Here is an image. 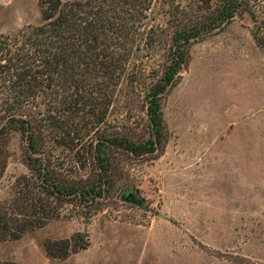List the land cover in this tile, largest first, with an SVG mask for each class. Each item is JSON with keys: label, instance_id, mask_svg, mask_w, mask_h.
I'll use <instances>...</instances> for the list:
<instances>
[{"label": "rangeland", "instance_id": "obj_1", "mask_svg": "<svg viewBox=\"0 0 264 264\" xmlns=\"http://www.w3.org/2000/svg\"><path fill=\"white\" fill-rule=\"evenodd\" d=\"M40 1L0 0V34L40 25ZM169 8L164 0L154 1L146 25L158 41L152 49L142 42L131 59V69H145L142 82H153L168 63ZM252 25L245 14L192 45L190 63L163 102L169 141L159 158L118 157L114 190L101 211L88 221L78 202L67 205L62 218L45 228L17 241H0V262L264 264V53L252 38ZM123 90L106 124L133 140H146L151 128L144 93ZM24 112L43 115L34 108ZM8 150L0 201L18 177L29 174L20 133L11 135ZM44 156L69 160L71 153L48 146ZM133 191L141 193L147 209L125 200ZM98 207L80 210L91 213ZM78 232L90 235L86 250L67 260L47 255V240Z\"/></svg>", "mask_w": 264, "mask_h": 264}, {"label": "trees", "instance_id": "obj_2", "mask_svg": "<svg viewBox=\"0 0 264 264\" xmlns=\"http://www.w3.org/2000/svg\"><path fill=\"white\" fill-rule=\"evenodd\" d=\"M154 1L41 0L40 25L0 34V180L14 132L25 142L29 170L0 201V241H17L45 228L76 202L89 221L114 190L118 157L155 159L164 153L169 134L163 102L190 63L194 43L248 14L252 38L264 53V0H189L186 5L164 0L172 29L168 63L153 82H142L145 69H131L130 62L142 42L152 49L158 41L146 25ZM123 87L126 94L144 93L151 128L146 140H133L106 124ZM29 108L43 115L26 114ZM48 146L68 151L70 159L46 158ZM94 204L100 207L91 213L80 210ZM90 245V235L78 232L47 240L45 251L67 260Z\"/></svg>", "mask_w": 264, "mask_h": 264}, {"label": "water", "instance_id": "obj_3", "mask_svg": "<svg viewBox=\"0 0 264 264\" xmlns=\"http://www.w3.org/2000/svg\"><path fill=\"white\" fill-rule=\"evenodd\" d=\"M127 201H132L139 205L142 209H147V204L145 199L142 197L141 193L138 191L130 192L126 198Z\"/></svg>", "mask_w": 264, "mask_h": 264}]
</instances>
